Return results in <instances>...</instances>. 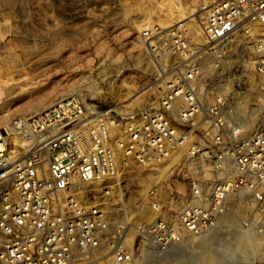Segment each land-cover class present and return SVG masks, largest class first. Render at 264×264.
I'll return each instance as SVG.
<instances>
[{
  "label": "built area",
  "instance_id": "2783aa9c",
  "mask_svg": "<svg viewBox=\"0 0 264 264\" xmlns=\"http://www.w3.org/2000/svg\"><path fill=\"white\" fill-rule=\"evenodd\" d=\"M203 11L200 39L182 19L141 26L152 71L137 100L59 98L15 123L22 152L0 132V264H137L225 216H264V0ZM233 62L250 67L225 75ZM129 169L149 180L141 198Z\"/></svg>",
  "mask_w": 264,
  "mask_h": 264
},
{
  "label": "rangeland",
  "instance_id": "374dc122",
  "mask_svg": "<svg viewBox=\"0 0 264 264\" xmlns=\"http://www.w3.org/2000/svg\"><path fill=\"white\" fill-rule=\"evenodd\" d=\"M209 2L0 0V132L5 130L10 146L22 152L20 144L13 145L9 127L59 98L81 92L106 104L135 101L148 87L152 71L138 41L141 26L172 24L180 19L175 8L188 18L199 15ZM242 67L250 66L233 62L225 75H235ZM37 102V108L25 110ZM148 182L139 170L122 173L128 196L141 198ZM244 215L251 218L248 232L235 227L220 237L215 230L201 237L187 234L183 245L139 251L137 264H264V216L253 220L252 213L243 212L233 218L239 221ZM240 239L247 240V248L240 246Z\"/></svg>",
  "mask_w": 264,
  "mask_h": 264
},
{
  "label": "bare ground",
  "instance_id": "6f19581e",
  "mask_svg": "<svg viewBox=\"0 0 264 264\" xmlns=\"http://www.w3.org/2000/svg\"><path fill=\"white\" fill-rule=\"evenodd\" d=\"M206 8V3H205V5H203L202 7H201V9L200 10H203V9H205ZM176 9V14H178L179 16H180V19H182V20H186L187 21V28H188V31L191 33V35L193 36V38H195V39H200L201 38V36H200V27H199V20H198V16H197V14L195 13L194 14V16L193 17H189L188 18V15H186V13H184L182 10H180V9H178V8H175ZM204 14V11H202V12H200V16L201 15H203ZM191 21L192 22H195L196 23V25L194 26V24L193 23H191ZM89 88V90L91 91V87H88ZM89 91V92H90ZM92 92V91H91ZM139 96L140 95H138L137 97H135L136 98V100H137V98H139ZM40 102H37V103H35V104H33L32 106L30 105V106H27L26 108H25V110L26 111H28V110H32V109H35V108H37L40 104H39ZM42 109V108H41ZM41 109L40 110H38V111H41ZM37 111V109H36V112H38ZM34 114V113H33ZM2 117V116H1ZM2 123V119H0V124ZM7 123V122H6ZM5 123V124H6ZM8 125H6V127H7ZM8 135H11L12 136V139L14 140V143L15 144H20V145H24L25 144V142H26V140H27V138L21 133V132H19L15 127H9V129H8ZM0 136H1V133H0ZM235 227H238V228H240V226H239V221L238 220H236V219H234L232 216H225L224 218H223V222L216 228V230H215V235L216 236H219L220 237V234L222 233V232H225V231H228L229 232V230H231V229H234ZM246 232H248L247 230H246ZM245 232V233H246ZM212 233V232H211ZM213 233V234H214ZM247 234V233H246ZM240 246H242V247H244V248H247L248 247V242H247V240H244V239H240ZM200 246H202V245H200ZM203 248V247H202ZM217 247H213V253H215L216 251H217V249H216ZM241 248V247H240ZM242 251H244V250H242ZM241 251V252H242ZM240 252V253H241ZM243 253H246L245 251L243 252ZM243 253H241V254H243ZM214 255V254H213ZM240 255V254H239ZM245 255V254H244ZM242 257H244V256H242ZM203 258H204V256H203ZM205 258H206V256H205ZM204 258V259H205ZM210 258V257H209ZM250 258H252V257H248V256H246V257H244V259H250ZM206 259H208V258H206ZM211 259H213V258H211ZM210 259V260H211ZM209 260V261H210ZM208 261V260H207Z\"/></svg>",
  "mask_w": 264,
  "mask_h": 264
}]
</instances>
